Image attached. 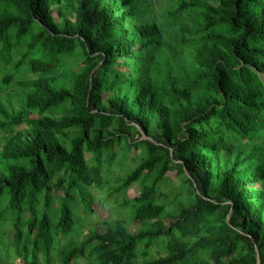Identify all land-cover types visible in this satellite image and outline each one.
Returning <instances> with one entry per match:
<instances>
[{
  "label": "trees",
  "instance_id": "obj_1",
  "mask_svg": "<svg viewBox=\"0 0 264 264\" xmlns=\"http://www.w3.org/2000/svg\"><path fill=\"white\" fill-rule=\"evenodd\" d=\"M262 76L264 0H0V264H264Z\"/></svg>",
  "mask_w": 264,
  "mask_h": 264
},
{
  "label": "rangeland",
  "instance_id": "obj_2",
  "mask_svg": "<svg viewBox=\"0 0 264 264\" xmlns=\"http://www.w3.org/2000/svg\"><path fill=\"white\" fill-rule=\"evenodd\" d=\"M263 80H264V76ZM19 87L16 86V88L13 90L17 91ZM0 101L2 99V101H4L5 99V94L2 92L0 93ZM10 101L7 100L5 101V103H9ZM15 104L16 100H15ZM20 129H24V126H22ZM5 138L4 135H0V139L3 140ZM125 165L124 167H122V170L119 171L121 169V167H114L111 171L110 174L107 175V178H109V187L107 188V190H105L103 192L101 201L103 202L104 200L106 201L104 204H101L100 201H97V211L95 214H93V216L89 219V221L85 224L84 230L82 231V235L80 236V240L83 239L85 236H87L89 234L90 231H95L98 233H103L105 232V229L107 227V224L110 222H113L114 220L117 219H122V218H127L129 221L131 220L129 218L130 212L128 208H124L122 206V202L123 199L120 198L119 202L117 203L115 200L113 199H109L107 197L108 195V191L110 189H115L118 185L117 180L115 179V177L118 176H124L129 167H133L135 165V163H133V161L131 160H127L126 162H123ZM168 179H169V183L167 185V190H172L173 188H176L180 185L181 179H183L181 176L177 175V172H171L168 174ZM106 185V184H105ZM140 189L141 186L140 185H135L133 186L127 193V195L125 196V199H134L135 197H137L140 193ZM59 194V193H58ZM108 201V202H107ZM131 222V221H130ZM171 223V220L167 219L165 220V224L169 225ZM138 224L136 223H131L130 225V229L132 232L137 233L138 231ZM5 234L7 235V237L12 238L13 235V228L11 227V224L8 225L5 228ZM58 264V263H55Z\"/></svg>",
  "mask_w": 264,
  "mask_h": 264
}]
</instances>
